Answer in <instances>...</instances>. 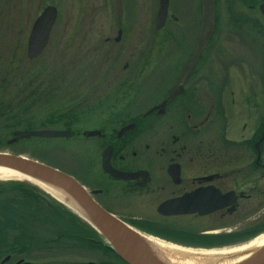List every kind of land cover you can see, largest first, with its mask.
Masks as SVG:
<instances>
[{
	"label": "rangeland",
	"instance_id": "obj_1",
	"mask_svg": "<svg viewBox=\"0 0 264 264\" xmlns=\"http://www.w3.org/2000/svg\"><path fill=\"white\" fill-rule=\"evenodd\" d=\"M48 5L56 8L57 16L47 45L40 56L28 59L26 45L31 26ZM154 6L155 0H0V152L28 156L65 171L84 183L88 165L93 163L85 156V149L100 140L83 136L82 131L99 126L100 116L108 109L107 105L122 101L119 95L127 89V85H116L117 80L127 79L137 86L131 105L134 111H144L162 97L157 84L164 80V75L159 73L158 63L175 60V57L173 47H164L166 57L158 51L164 44L173 46L179 42L180 32L178 24L172 21H167L166 33L156 32L153 16L150 15ZM169 8L181 22L189 24L187 28L193 31L198 28L200 0H170ZM215 8L214 38L218 40L215 51L226 56L215 59V63L224 64L221 67L214 65V91L225 87L229 92L234 88L237 99L238 92L254 86L253 80L242 81L238 76L256 78L261 84L264 104V19L243 20L245 18L240 15L237 0H216ZM122 27L120 42L116 43L113 38L117 29ZM146 50L149 53L144 56ZM148 60L152 62L151 66L156 63L155 68L147 69L142 64V61ZM171 66L172 62H166L162 68ZM233 67H237L238 73ZM226 77L228 83L224 85L222 79ZM119 114H122L121 111ZM123 118L130 117L123 115L119 119ZM36 129L69 130L71 135L52 139L18 138L13 143H7L16 130ZM7 182L25 184L35 193L32 200L34 207L28 210L33 211L35 219L28 216V222H25L21 220L25 217L22 216L18 221L30 230L34 228L37 236L44 237L39 230L44 223L66 226L72 223L73 232L77 235L65 236L66 240L53 239L44 245L37 244V247L23 243L27 247H21L13 258L24 257L35 264H87L88 261L98 264L107 259L100 253V236L76 211L61 204L34 183L0 180V183ZM260 186L261 194L242 201L239 211L230 219H240L238 229H242L241 236L247 238L264 232V176ZM3 195L14 197L17 192H5ZM51 200L60 203L64 210L91 227L96 238H79L84 233L82 224L72 222L64 211H56ZM118 205L119 210L116 211L121 215L129 210L120 202ZM136 211L131 210L138 214L139 211ZM12 229L7 230L3 237L5 243L0 247L5 248H1L0 259L9 244L14 245L17 230L15 227ZM24 240V237L18 239Z\"/></svg>",
	"mask_w": 264,
	"mask_h": 264
},
{
	"label": "flooded vegetation",
	"instance_id": "obj_2",
	"mask_svg": "<svg viewBox=\"0 0 264 264\" xmlns=\"http://www.w3.org/2000/svg\"><path fill=\"white\" fill-rule=\"evenodd\" d=\"M237 1L240 15L245 18L243 20L264 19L260 11L264 0ZM159 2L155 0L154 12L150 13L155 31L166 33L167 21H172L178 24L180 32L179 42L173 46L164 44L158 51L166 57L164 47H173L175 57V60L158 63L159 73L164 75V80L157 84L162 97L144 111H134L131 105L137 86L127 79L117 80L116 85H127V89L119 95L122 101L107 105L108 109L100 116L99 126L83 130L98 131L92 137L100 141L87 145L85 149V156L93 163L88 165L85 182L81 184L88 191H97L92 198L108 213L146 235L191 248L234 243L245 237L241 236L242 229L237 226L240 219L230 220L232 215L239 211L242 201L261 194L260 182L264 176L261 84L256 78L238 76L242 81L253 80V88L242 89L237 93V99L234 88L229 92L225 87L214 91V65L218 64L215 59L226 56L215 51L218 42L214 38L215 29L196 55L187 75L182 78L197 46L200 20L194 31L187 28L189 24L181 22L177 14L170 10L168 0L164 25L156 29ZM119 31L121 38L123 27L117 29L113 38L116 43L120 42V38L116 40ZM259 36L262 37V34ZM144 52L145 56L149 50ZM166 62H172V66L164 69L162 65ZM142 64L147 69L156 66V63L151 66L149 60L142 61ZM223 64L218 65L221 67ZM126 67L127 64L124 65ZM232 69L238 73L237 67ZM222 81L227 84V77ZM178 82L177 93L169 98ZM119 111L130 118L119 119L123 116ZM129 124H133V128L119 135V131ZM107 148L109 166L115 171L131 174L133 178H115L103 170L102 158ZM226 194L235 197L232 203H229L228 197L221 198ZM188 197L191 204L185 203ZM119 202L129 209L124 215L116 211L119 210ZM205 202L217 204V208L199 214V210H206ZM162 204H166L164 212H187L161 213L158 208ZM132 209L139 211L138 214L131 212ZM190 210L193 212H188ZM234 235L237 236L230 238ZM94 243H98L97 240ZM10 252H5L0 264H16L19 261V264H35L24 257L13 258L19 252ZM100 253L107 259L98 264H127L111 250ZM87 264L95 263L88 261Z\"/></svg>",
	"mask_w": 264,
	"mask_h": 264
},
{
	"label": "water",
	"instance_id": "obj_3",
	"mask_svg": "<svg viewBox=\"0 0 264 264\" xmlns=\"http://www.w3.org/2000/svg\"><path fill=\"white\" fill-rule=\"evenodd\" d=\"M167 6L168 0H160L157 17L155 20L156 29H160L164 25L167 15ZM200 9V31L198 35L197 46L187 68L185 69L184 74L182 75V78H184L189 72L190 66L195 60L196 55L198 54L200 49L207 43L214 29V0H200ZM260 11L264 14V4L260 6ZM56 16V8L52 5H48L44 7L41 13L35 18L27 39L26 57L28 59L37 58L42 53L43 49L47 45L50 31L55 22ZM120 33L121 32L119 31L116 40L120 38ZM178 86L179 82L173 87L169 98L177 93ZM132 128L133 124L125 126L121 131H119V135L126 131H129ZM98 133L99 132L96 130H86L83 131L82 134L83 136L91 137L97 135ZM13 135L14 137L9 139L7 143L14 142L18 137H36L49 139L68 137L70 135V132L67 130L59 129L16 130L13 132ZM108 151L109 148H107L103 154V170L111 174L115 178H133L131 174H125L115 171L109 166ZM0 166L10 168L14 171L33 177L37 180L54 184L55 186H58L59 188L67 191L81 205L84 212V217L88 221V223L107 241L110 247L123 261H125L127 264H153V262L148 257H146L140 249H137V247L131 244L129 231L130 227L118 220L112 214L108 213L92 198V195L97 192L96 190L88 191L74 176L56 167L47 165L41 161L25 155L0 152ZM227 197L229 203H232L234 201L235 197H230V194H226L221 198L225 199ZM185 203L191 204V198L188 197L185 200ZM166 204H162L158 208L161 213L181 214L187 212H164L163 208ZM203 205L206 210H199V214H204L217 208V204H211L209 202H205ZM188 212L191 213L193 212V210H190ZM19 262H17L16 264H19ZM242 264H264V248Z\"/></svg>",
	"mask_w": 264,
	"mask_h": 264
},
{
	"label": "bare ground",
	"instance_id": "obj_4",
	"mask_svg": "<svg viewBox=\"0 0 264 264\" xmlns=\"http://www.w3.org/2000/svg\"><path fill=\"white\" fill-rule=\"evenodd\" d=\"M12 179L34 183L85 219L81 205L67 191L54 184L0 166V180ZM129 231L131 244L140 249L153 264H242L264 248V232L237 240L236 243L228 246L193 249L170 244L132 228H129Z\"/></svg>",
	"mask_w": 264,
	"mask_h": 264
},
{
	"label": "trees",
	"instance_id": "obj_5",
	"mask_svg": "<svg viewBox=\"0 0 264 264\" xmlns=\"http://www.w3.org/2000/svg\"><path fill=\"white\" fill-rule=\"evenodd\" d=\"M5 192H17V196L15 195L13 197V196L3 195L5 194ZM34 194L32 193L31 187H28L27 185L22 184V183H13V182L0 183V207H2L0 210V245L5 243V239L3 237L6 236L7 230L12 229L13 227H15V230H17V233L14 236L16 243L14 242V245L12 246L9 244L7 252L9 251L14 252L16 250L18 251L21 247H24V246L27 247V244H23V243H28L29 245L34 244L35 247H37L36 246L37 244L44 245L45 243L53 239H55L54 241L66 240L65 236L66 238L67 236L70 238V235L74 234L73 232L74 225L72 223L69 224V226L53 225V224L48 225L44 223L43 225L39 226V230L44 234V237L37 236L34 228L30 230V228L27 225L20 223L21 221L19 220L20 221L19 222L18 219H20V217L22 216H25L21 218V220L25 222H28L27 221L28 216H30V218L32 217V220L35 219V216L32 215L33 211L32 210L28 211L30 209H33L34 207V205L32 204V200L35 197ZM51 201L55 203L54 207L55 209H57L56 211H59V212L64 211L70 217L72 222L79 221L82 224L81 227L84 228V233H82L81 236H78L79 238L81 237V239L85 238L87 240V238L91 236L95 237V233L91 229V227L86 226L84 223L78 220L77 217H75V215L67 211V209L64 210L60 203L55 202L54 200H51ZM32 220L30 219V221ZM21 224H22V227H20ZM28 224H31V222ZM20 237H24L25 240L18 241ZM100 244L102 246V251L109 250V248L102 245L101 242ZM12 247H15V248H12ZM1 248L2 247H0V252H1Z\"/></svg>",
	"mask_w": 264,
	"mask_h": 264
}]
</instances>
